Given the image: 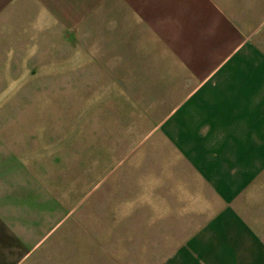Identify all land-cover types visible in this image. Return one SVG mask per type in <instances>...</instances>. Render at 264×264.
<instances>
[{
  "label": "crops",
  "instance_id": "crops-1",
  "mask_svg": "<svg viewBox=\"0 0 264 264\" xmlns=\"http://www.w3.org/2000/svg\"><path fill=\"white\" fill-rule=\"evenodd\" d=\"M36 6L44 24L62 31V64H75L89 46L91 62L106 64L90 69L89 78H122L127 87L134 80L153 104L155 121L140 142L155 135V166L144 172L154 182L140 190L154 199L141 205L142 222L153 215L147 206L162 199L172 207L195 198L208 204L205 181L219 184L214 190L241 191L264 175V0H0V79L19 78L18 47L32 46L33 37L21 33L14 41L12 32L30 27ZM11 100L0 104V264H28L54 228L27 246L36 212L48 216L52 201L46 193L47 200H36L40 191L26 183V170H1L18 153L20 107ZM14 174L18 184L5 178ZM189 209L191 216L173 223L194 224ZM142 233L137 264H264L253 231L191 225Z\"/></svg>",
  "mask_w": 264,
  "mask_h": 264
},
{
  "label": "rangeland",
  "instance_id": "rangeland-1",
  "mask_svg": "<svg viewBox=\"0 0 264 264\" xmlns=\"http://www.w3.org/2000/svg\"><path fill=\"white\" fill-rule=\"evenodd\" d=\"M39 12L36 6L30 27L12 32L14 41L21 33L33 37L32 46L18 47L13 66L18 67L19 78L0 79V104L16 102L17 97L20 107L17 149L14 144L18 153L4 160L1 170H26L31 175L26 183L40 191L36 200H47L46 193L52 201L48 216L36 212L27 246L54 228L30 251L34 261L28 264H137L142 232L172 226L253 231L264 247V175L241 191L214 190L219 184L205 181L212 188L206 191L208 204L200 206L195 198L189 206L172 207L162 199L158 207L147 206L152 221L147 217L142 222L146 208L141 205L154 199L153 191L140 190L154 182L152 175L144 179V172L155 166V135L140 142L155 121L153 104L138 93L134 80L127 87L122 78H89L94 74L90 69L106 66L91 62L89 46L79 51L75 64H62V31L53 30L51 20L44 24ZM7 33L11 39L10 30ZM11 48L9 59L12 52L14 58ZM19 177L5 176L15 184ZM180 185L176 188L189 195ZM189 207L195 223H173L191 216ZM55 239L51 252L48 247Z\"/></svg>",
  "mask_w": 264,
  "mask_h": 264
}]
</instances>
